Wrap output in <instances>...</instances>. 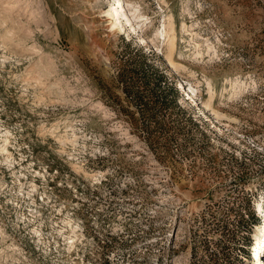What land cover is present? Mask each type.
Segmentation results:
<instances>
[{
  "label": "rangeland",
  "instance_id": "1",
  "mask_svg": "<svg viewBox=\"0 0 264 264\" xmlns=\"http://www.w3.org/2000/svg\"><path fill=\"white\" fill-rule=\"evenodd\" d=\"M121 1L133 28L112 0H0V264H253L264 0ZM141 71L164 132L123 92Z\"/></svg>",
  "mask_w": 264,
  "mask_h": 264
},
{
  "label": "bare ground",
  "instance_id": "2",
  "mask_svg": "<svg viewBox=\"0 0 264 264\" xmlns=\"http://www.w3.org/2000/svg\"><path fill=\"white\" fill-rule=\"evenodd\" d=\"M106 14H107V18L109 19V22L112 28L114 29L121 28L122 24H127L130 28H133L132 20L130 16L128 15L127 10L124 7V4L122 3L121 0H112V2H110V5L106 10ZM137 15L138 17H142V15L139 13ZM173 36L174 34H173L172 28H164V27L156 29L153 35V37L155 38L154 40L156 41L166 40V42L172 38L174 39ZM170 45L171 46L169 47V50L173 48L172 47L173 44L171 43ZM177 87L183 92L184 99H190L193 97L191 91L187 90L180 80L178 81ZM0 133H1L0 155L8 157L10 153L6 146V144L8 143L7 131H3V132L0 131ZM256 204H258V200L256 201ZM258 208L260 210L261 208L264 209V205L261 204ZM261 221L264 222V218ZM252 237L255 240L252 245V249L255 248L253 251L256 252L259 250V259H256V257H254L253 264H263L262 257L260 254L264 249V223L263 225L261 223L259 228L253 232Z\"/></svg>",
  "mask_w": 264,
  "mask_h": 264
},
{
  "label": "trees",
  "instance_id": "3",
  "mask_svg": "<svg viewBox=\"0 0 264 264\" xmlns=\"http://www.w3.org/2000/svg\"><path fill=\"white\" fill-rule=\"evenodd\" d=\"M141 74H142V80L140 81L141 88L139 87L135 88V81H134L133 76L125 77L123 80L124 81L123 92L126 95V97L134 98L136 101H138L137 102L138 108L141 111V118H142L141 123H142V126H144L146 133L149 132V130H146L149 126L150 127L154 126L156 130L160 133L164 132L165 131L164 128L166 127L167 124L163 122L155 121L152 119L154 114L151 109L152 99L148 95L149 87H148V82L146 79L147 73L145 71H141ZM162 104L164 105L165 102H162ZM144 128L142 127V130H144ZM253 212H254L253 210L249 209L246 214L248 215L251 214L253 216ZM255 219H256V222L259 221V217L256 216ZM233 248L234 247L225 245L224 247H222L220 251V256L218 257L219 258L221 257V259L228 260V261L230 260V258L236 259L237 256L236 254L235 255L233 254ZM246 255H248V253H246ZM216 258L211 260L210 264H219L218 261L215 260Z\"/></svg>",
  "mask_w": 264,
  "mask_h": 264
}]
</instances>
